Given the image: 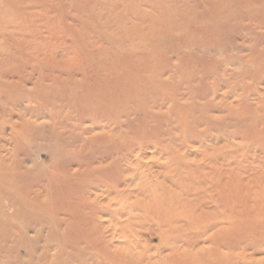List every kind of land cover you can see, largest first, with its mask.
<instances>
[{"label":"rangeland","instance_id":"rangeland-1","mask_svg":"<svg viewBox=\"0 0 264 264\" xmlns=\"http://www.w3.org/2000/svg\"><path fill=\"white\" fill-rule=\"evenodd\" d=\"M263 22L264 0H0V264H100L88 229L118 262L264 264L241 228L264 212ZM126 67L157 88L85 94Z\"/></svg>","mask_w":264,"mask_h":264},{"label":"bare ground","instance_id":"bare-ground-1","mask_svg":"<svg viewBox=\"0 0 264 264\" xmlns=\"http://www.w3.org/2000/svg\"><path fill=\"white\" fill-rule=\"evenodd\" d=\"M250 32L252 34L251 35L252 42H254V47H255L254 48V52H255V55H256V58H255L256 65L257 66H264V32L261 33V34H258V33H256L254 27L251 28ZM260 45L262 46V48H260ZM228 47H229V45L225 46L224 48L226 49ZM238 56H240V55H238ZM126 68H128V69H126V71H122V72L118 71L117 75L115 74V72H114V74L112 73L113 70L112 71L110 69L105 70V74L104 75H109L110 78L106 79L104 81H109V82L102 83V82H100L98 80L99 82L97 81L96 83H94L90 87H83L84 90L86 91L85 94H88L89 97L92 100H95L97 103L106 102L108 105L110 104V105L114 106L115 102L119 98L134 99V100H137L139 98L145 99V96L151 90L157 88V81H155L154 77L151 78V77L143 75V72H142L141 69H137V68L135 69L133 67H126ZM83 88H82V91H83ZM71 94H74L73 90L70 93V95ZM251 115H252V113L247 110V111H244L243 113H241L240 115H237L236 117H237V119L241 118L240 119L241 120L240 123L242 124V123L246 122L250 118ZM71 155L69 154L70 157H71ZM6 174H7V172H6ZM8 175H10V174H8ZM75 176H77V175H75ZM61 179L67 180V178H61ZM2 182L5 185L13 188V184H15V177L10 175L7 179L3 180ZM238 189L239 188H237L235 190L234 186L232 185V186H229V188L226 189L225 191H226V193H229L230 195H232V196H230L231 200L235 199V201H237L236 198L237 199H238V197L240 198V196H239L240 193H239ZM231 190H232V192H231ZM155 191L156 190L151 191V193H152L151 196L154 198V199H152V200H154V205H152L151 207H153V208L158 210L157 212L159 214V218H163V220L166 219V218H171V219L176 218V216H178L177 213L172 210V208L169 206V204L166 205V203H165L167 200H170V199L166 195H161L163 198L160 195L158 196L157 191L156 192ZM29 200L32 202V207L34 208V210H40V204L41 203L38 204V202H35V201L33 202L30 198H29ZM97 200H99V199H97ZM244 201H245V199L239 200L238 205L242 206ZM41 211L44 212V210H41ZM262 211H264V209ZM187 213H188L187 210L183 211V214L185 216L184 218H187L188 220H191L190 218H188V214ZM245 216H246V211L245 210H241L238 213L236 211V217L237 218H236V222H234L235 223L234 227H235L236 230L238 229V227H237L238 224H239V226H241L244 223ZM260 216H261L262 219L260 218ZM260 216L259 215L255 216L251 223L246 224V225L243 224L241 226V228L243 230V232H242L243 233V237L246 234H250L252 232L254 233L253 236L257 237L258 239L261 236H263V232H264V212H262V215L260 214ZM181 217H183V216H181ZM121 229H122V227H121ZM74 230H75V228L73 227V225H70L68 227V236L67 237H69V240L71 238L74 239V241L72 242L73 248L79 250L77 248L78 238L74 237L75 231H76V230L75 231ZM181 231L186 232L187 230H186L185 227H178L176 229V233L177 234H182L183 232H181ZM90 233H92V229H88L87 231L85 230L84 236H89L88 239L86 238V241H89L88 243L91 246H96V248L99 249L98 253L95 254V257L99 260L100 264H104V263L105 264H108V263L109 264H140V263H138L136 260H134L132 258H129V259L125 258L124 260L121 259V262L115 261L114 260L115 258L111 257V255L107 251L106 245L103 242H101L100 239H98V240H97V238L96 239H94V238L90 239V237H91ZM233 233H234V231H232V233L230 235H228L226 238H229V240L231 239V241H232L233 240V236H234ZM257 243H258V241H257ZM77 252H79L78 254H79V258H80L81 250H79ZM82 253L84 254V252H82ZM82 253H81V255H82ZM82 257H83V255H82ZM198 258H200V257H198ZM216 260L217 259H215L214 261H216ZM185 261L187 263V259ZM189 262L191 264L193 263L192 260H190ZM84 264H86V263H84Z\"/></svg>","mask_w":264,"mask_h":264}]
</instances>
